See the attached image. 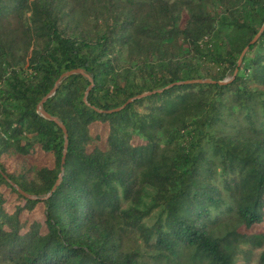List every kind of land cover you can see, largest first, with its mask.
I'll list each match as a JSON object with an SVG mask.
<instances>
[{"label": "trees", "instance_id": "trees-1", "mask_svg": "<svg viewBox=\"0 0 264 264\" xmlns=\"http://www.w3.org/2000/svg\"><path fill=\"white\" fill-rule=\"evenodd\" d=\"M263 221L264 0H0V264H264Z\"/></svg>", "mask_w": 264, "mask_h": 264}, {"label": "rangeland", "instance_id": "rangeland-1", "mask_svg": "<svg viewBox=\"0 0 264 264\" xmlns=\"http://www.w3.org/2000/svg\"><path fill=\"white\" fill-rule=\"evenodd\" d=\"M96 130H102V127L98 125L96 127ZM35 161H40V162L46 161V162H49L50 158L47 155H41V156H39L38 160L35 159ZM11 201H12V203L14 202V200H11ZM259 227L260 228H264V221L259 225ZM259 253H260L259 250L255 251L253 259L250 262L245 261L243 259H240L238 264H256L257 263V261H256L257 259L256 258L258 257Z\"/></svg>", "mask_w": 264, "mask_h": 264}, {"label": "water", "instance_id": "water-1", "mask_svg": "<svg viewBox=\"0 0 264 264\" xmlns=\"http://www.w3.org/2000/svg\"><path fill=\"white\" fill-rule=\"evenodd\" d=\"M257 36H258V35H257ZM257 36L255 37V39L257 38ZM255 39H254V40H255ZM74 72H75V71H70V72H67V73H65V74H64V76L70 75V74H72V73H74ZM54 90H55V88L53 89V91H52V92H54ZM50 94H51V93H50ZM50 94H49V95H50ZM46 115H47V117H49V115H48V114H46Z\"/></svg>", "mask_w": 264, "mask_h": 264}]
</instances>
